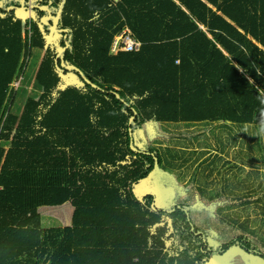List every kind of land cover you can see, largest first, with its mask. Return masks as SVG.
<instances>
[{
    "label": "trees",
    "instance_id": "1",
    "mask_svg": "<svg viewBox=\"0 0 264 264\" xmlns=\"http://www.w3.org/2000/svg\"><path fill=\"white\" fill-rule=\"evenodd\" d=\"M125 28L142 49L114 56ZM35 51L43 57L31 87ZM151 122L189 130L178 140L194 132L188 126L207 132L189 136L200 150L173 146L166 133L145 148ZM214 125L229 140L236 129L259 130L262 160L239 153L254 170L226 186L244 192L239 203L204 176L219 172L228 151ZM262 129L264 0H0V264H214L227 256L263 264ZM193 168L188 184L204 179L197 186L208 204L225 202L222 213L255 202L261 225L241 224L243 233L218 242L195 221L194 200L167 207L154 188L137 189L161 182V171L185 178ZM43 207H58L52 212L66 225L45 229Z\"/></svg>",
    "mask_w": 264,
    "mask_h": 264
},
{
    "label": "rangeland",
    "instance_id": "2",
    "mask_svg": "<svg viewBox=\"0 0 264 264\" xmlns=\"http://www.w3.org/2000/svg\"><path fill=\"white\" fill-rule=\"evenodd\" d=\"M44 20H47L44 18ZM43 54L39 52H34V56L30 62L29 70L27 72V84L31 87H35V75L38 71L40 62L42 60ZM41 58V60H40ZM72 80V79H69ZM31 91V89H29ZM28 94L21 93L19 95L18 102L25 103L26 98ZM19 107V104H18ZM182 124V123H180ZM160 124H154L153 122L149 123L147 125L146 133L142 136V143L145 146V148L148 147L149 144L152 143L153 140H157L159 142H164L165 138L163 135H168L172 138L171 144L176 147H189V151L196 150L198 146V142L195 141V139L190 140L189 136L195 135L197 133V128H199V125H194L192 127L185 126L188 129H192L194 132L188 133V138H183L178 140L176 138V133L183 132V131H189L187 129H183L184 127H181L179 123H172L170 126L165 123L163 124V127L159 126ZM184 125V124H183ZM167 127H169L168 130H165ZM164 128V129H163ZM223 131L224 132V138L228 141V151L222 154V159L220 162H218V171H215L211 178L209 179V172L204 174L206 178H208V181H210L211 188L214 189L215 192H222L227 191V197L231 198V203H239L240 198H237V196L244 195V192L236 190L234 187L232 188V191L227 189V185H231L235 183H239V180H244L246 176L252 171L254 167H252L249 163H246L243 167L241 165L239 153H243L244 158L248 159H254L255 164L259 163V160L262 158L261 153L258 151L257 147H255L256 141L259 139L257 128L253 127H246L244 129H236L235 132L230 131L231 135L233 136L229 140L228 129H221V128H215V131ZM184 137V136H183ZM261 139L264 142V132L261 133ZM211 149L214 150L216 143L213 141L211 142ZM209 149V148H208ZM207 158V157H206ZM238 158V159H237ZM203 160V159H202ZM226 161V163H225ZM182 162V160H181ZM191 164V163H190ZM237 164V165H236ZM239 164V165H238ZM236 165V167H234ZM260 167H262V161L260 162ZM222 167V168H221ZM239 168H243L245 173L242 174ZM264 170V169H263ZM195 168H193L192 172L188 175H185V178L180 176H170L167 171H161L158 174L155 175V178H158L160 181L153 182L148 181L145 183L140 184L137 189L138 191H146L149 189L154 188L156 190V196H157V204L162 203L165 206L169 207L174 202L179 201L183 198H189L194 200V208H193V214L195 216V221L203 226V229L208 231L215 240L218 242L220 240H223L224 242L232 239L233 236L237 232L243 233L241 229V224H247V229H254V227H259L262 223V212H259V208L255 205V202L252 204L246 205L245 207L243 205H234L231 209H225L222 213L217 210V207L221 205V203L225 202H218L217 200H212L213 202H210L208 204L210 193L206 192L205 194L199 193V189L197 184L200 186L202 181H205L202 178H199L198 182L194 184L192 187L191 184H188L192 179V173H194ZM237 171H240L238 173ZM182 173L187 174L185 170H182ZM235 173H238L237 175ZM264 176V174H263ZM262 176V178H263ZM255 177H260L259 173H255ZM183 178V180H182ZM239 179V180H237ZM188 184V185H187ZM187 185V187H185ZM179 188V189H178ZM166 191V192H165ZM243 198V197H242ZM71 206L65 207V210H68V217L69 222L71 221ZM52 210H59L58 207H43L41 210L44 214V227L45 229H54V227H62L65 226V214H53ZM65 211V212H66ZM51 212V213H50ZM228 212L230 216L227 218L224 216V213ZM235 217L237 219V222L231 221L230 217ZM237 217V218H236ZM249 217V218H248ZM248 218V219H247ZM247 219V220H246ZM258 222H256V220ZM64 220V221H63ZM244 221H247L246 223ZM68 222V221H67ZM201 226V227H202ZM264 231V225L260 226L259 234ZM226 233V235H225ZM248 234V233H244ZM220 237V238H219ZM224 238V239H221ZM219 260H214V264H234V262L230 261L227 257H224L222 259L223 263L217 262ZM245 264H262L260 261H254L251 260V257H248ZM264 264V263H263Z\"/></svg>",
    "mask_w": 264,
    "mask_h": 264
},
{
    "label": "built area",
    "instance_id": "3",
    "mask_svg": "<svg viewBox=\"0 0 264 264\" xmlns=\"http://www.w3.org/2000/svg\"><path fill=\"white\" fill-rule=\"evenodd\" d=\"M114 38L115 39L112 47V54L114 56L123 53H139L142 49V43L139 42V40L128 28H125ZM177 63H179V61H177ZM23 81H25V70L23 75L14 82L13 87L15 89H19L20 86H22Z\"/></svg>",
    "mask_w": 264,
    "mask_h": 264
},
{
    "label": "crops",
    "instance_id": "4",
    "mask_svg": "<svg viewBox=\"0 0 264 264\" xmlns=\"http://www.w3.org/2000/svg\"><path fill=\"white\" fill-rule=\"evenodd\" d=\"M212 127H214V129L215 128H221L220 126L218 127V125H214V126H212ZM206 127H204V126H202V125H199V128H197V133H201V135H202V133H203V135H205V132H207L206 131ZM259 129H261V127H259ZM262 132V131H261ZM260 136H261V133H260ZM257 142V141H256ZM198 144V143H197ZM199 147V145L197 146V148ZM202 149H203V146H202ZM210 150H211V148H209ZM197 150H200V148H198ZM208 155H206V156H204V157H202V159L203 160H205L206 159V157H207ZM262 160V159H261ZM258 169H262V172H264V164H263V161H262V167H260V168H258ZM252 170H254V168L252 169ZM260 177H262V176H260ZM71 212H72V209H71ZM51 213V212H50ZM53 213V212H52ZM53 214H55V213H53ZM68 214V210L66 211V215ZM69 215V214H68ZM72 215V214H71Z\"/></svg>",
    "mask_w": 264,
    "mask_h": 264
},
{
    "label": "water",
    "instance_id": "5",
    "mask_svg": "<svg viewBox=\"0 0 264 264\" xmlns=\"http://www.w3.org/2000/svg\"><path fill=\"white\" fill-rule=\"evenodd\" d=\"M64 50V49H63ZM62 50V51H63ZM64 66V65H63ZM90 83H93L95 86H96V84L94 83V82H91L90 80H88ZM158 166V163H157V161H156V166L155 167H157ZM152 174V173H151Z\"/></svg>",
    "mask_w": 264,
    "mask_h": 264
},
{
    "label": "clouds",
    "instance_id": "6",
    "mask_svg": "<svg viewBox=\"0 0 264 264\" xmlns=\"http://www.w3.org/2000/svg\"><path fill=\"white\" fill-rule=\"evenodd\" d=\"M262 131H264V129H262Z\"/></svg>",
    "mask_w": 264,
    "mask_h": 264
}]
</instances>
